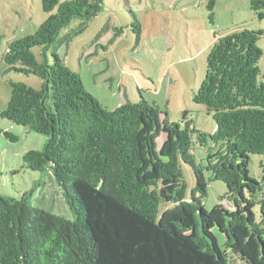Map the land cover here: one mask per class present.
I'll use <instances>...</instances> for the list:
<instances>
[{
    "label": "trees",
    "instance_id": "obj_1",
    "mask_svg": "<svg viewBox=\"0 0 264 264\" xmlns=\"http://www.w3.org/2000/svg\"><path fill=\"white\" fill-rule=\"evenodd\" d=\"M104 1L43 0L50 17L36 33L11 42L4 54L6 72L36 76L41 87L11 80L3 117L48 137L24 162L54 176L74 217L34 206L29 194H0V264H264V164L260 180L248 168L252 155H264V81L259 80L264 30L230 32L212 47L194 100L215 119L216 146L197 164L192 121L182 127L167 113L162 119L159 106L144 97L110 111L57 51L50 62L51 47L57 41L68 45L83 33ZM251 5L263 20L264 0ZM75 19L82 21L79 27L62 37ZM182 163L191 165L197 178L190 199ZM206 171L226 183L221 198L233 208L221 203L205 209Z\"/></svg>",
    "mask_w": 264,
    "mask_h": 264
},
{
    "label": "rangeland",
    "instance_id": "obj_2",
    "mask_svg": "<svg viewBox=\"0 0 264 264\" xmlns=\"http://www.w3.org/2000/svg\"><path fill=\"white\" fill-rule=\"evenodd\" d=\"M211 1L105 0L103 9L89 21L83 33L68 45L57 41L51 47L49 60L52 62V53L57 51L66 65L82 77L87 91L110 111L144 97L159 106L162 119L167 113L172 123L182 127L185 121H192L198 131L193 137L194 159L197 164L204 163L208 152L216 146L212 137L217 125L207 108L195 102L194 95L206 77L212 47L219 36L230 32L264 30V19L260 20L251 8L253 0H213V21ZM49 17L43 0H0V194L16 198L29 194L34 206L72 219L65 190L54 176L28 169L24 162L28 152L44 148L48 137L3 117L12 93L11 80L41 87V79L36 76L6 72L9 65L4 54L11 42L36 33ZM81 22L75 19L61 36ZM259 46L263 50L259 80L264 81V35ZM34 52L43 59L41 47L34 48ZM7 132L17 139H10ZM262 164L264 155L251 156V177L261 179ZM182 172L186 197L190 199L197 188V178L191 165L182 163ZM205 174V209L211 211L221 203L233 208L229 200L221 198L228 191L226 183L212 179L210 171ZM218 240L225 249L224 236L218 234Z\"/></svg>",
    "mask_w": 264,
    "mask_h": 264
}]
</instances>
